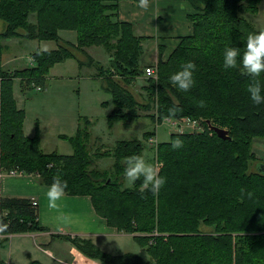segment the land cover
Here are the masks:
<instances>
[{"label": "trees", "instance_id": "1", "mask_svg": "<svg viewBox=\"0 0 264 264\" xmlns=\"http://www.w3.org/2000/svg\"><path fill=\"white\" fill-rule=\"evenodd\" d=\"M117 1L0 0L4 24L0 42L22 37L56 43L54 49H35L29 67L7 72L0 64V172L32 175L50 186L59 170L68 182L65 194L88 196L94 213L107 226L130 234L143 249L139 254H112L89 238L60 235L99 264H264V163L250 170L249 162L251 138H264V104L257 106L250 100L246 88L252 78L243 69L223 68L224 49L240 47L242 56L248 34L259 31L245 16L256 13L258 0H189L194 10L187 15L191 32L178 38L165 59L157 54L151 65L155 78L144 77V107H152L153 113L148 114L152 121L166 117L175 105L182 111L174 118L198 117L202 126L201 131L171 133L153 149L159 174L166 177L157 195L142 191V178L125 185V158L140 155L143 141L116 139L106 149L90 151V121L85 116L67 137L72 148L69 154L43 152L36 134H22L23 111L14 105L12 79L19 77L20 85L44 81L48 68L70 57L73 50L105 74L84 52L93 45L110 57L108 77L115 75L108 85L113 108L106 121L125 125L138 117L135 105H139L126 86L144 73L138 65L143 37L134 34L130 23L118 20ZM60 29L73 30L74 42L62 41ZM1 51L0 43V59ZM189 61L197 67L195 86L184 93L169 77ZM259 79L264 84V73ZM200 100L205 102L202 108L197 107ZM205 120L226 130L228 138L216 136ZM152 134L151 129L142 136ZM177 136L184 146L173 150L171 141ZM100 158L109 162L98 167L94 163ZM241 189L253 193L252 197L245 194L242 198ZM0 221L9 225L3 236L46 230L37 222L34 201L25 197L0 196ZM25 264L43 263L30 259Z\"/></svg>", "mask_w": 264, "mask_h": 264}, {"label": "rangeland", "instance_id": "2", "mask_svg": "<svg viewBox=\"0 0 264 264\" xmlns=\"http://www.w3.org/2000/svg\"><path fill=\"white\" fill-rule=\"evenodd\" d=\"M257 11L253 15L245 14L252 22L257 30L264 29V0L257 1ZM32 20V17H29ZM4 24L0 20V32L3 30ZM60 37L68 34H74L73 30L60 29L57 31ZM10 43L3 47L1 51L2 61H7L5 67H14V69L3 68L7 72H12L17 68L29 67L23 63V59L28 57L37 46H43L48 41L53 44V40H34L22 37H10ZM85 54L93 56L96 63L100 64L105 74L99 73L94 62L89 63V59L80 56V52L73 50L75 56L83 58L77 63L74 58L68 57L62 61L54 63L48 68L44 81H37L32 84L20 85L19 77H15L11 81V94L14 105L17 109L23 111L21 122V132L24 135H37L38 145L43 152L55 151L57 153L69 154L72 152L71 145L67 141V137L71 136L75 130L73 127L82 123V117L85 116L90 121L88 130L90 132V140L88 149L90 151L97 147L101 149L111 146L116 139H130L143 141V148L140 155H146L149 162L154 161L155 155L153 149L160 141L168 140L171 133H191L193 128H201L200 118L189 119L186 116L172 118L166 120H151L148 114L153 113L152 107H144L147 103L145 98L146 92L144 86L147 84L144 77L140 75L134 79L127 81L131 84L130 93L139 106L135 105V112L138 114L136 119H131L125 125L120 121H106V115L113 108L111 96L108 92L109 82L112 77H108L107 69L110 67L106 61V53L102 47H85ZM31 59L33 57L30 56ZM106 61V62H105ZM29 62V60H28ZM22 63V64H21ZM31 66V65H30ZM153 75L155 78V67H153ZM110 71L112 72L111 68ZM106 75V77H105ZM22 78V77H21ZM22 80V79H21ZM40 89H36V86ZM193 124H190L193 121ZM174 121V123L172 122ZM110 125V126H109ZM153 130V134L147 138L142 133ZM63 136V137H62ZM100 149V150H101ZM155 151V149H154ZM250 170H255V162L264 163V138L252 137L250 141ZM255 160V162H253ZM109 162V158H100L96 161V166L104 167ZM127 185V182L125 183ZM206 231L205 227L201 228ZM99 249L105 252H143V249L136 244L131 235H118L113 237H100L98 240ZM98 263V262H97Z\"/></svg>", "mask_w": 264, "mask_h": 264}, {"label": "crops", "instance_id": "3", "mask_svg": "<svg viewBox=\"0 0 264 264\" xmlns=\"http://www.w3.org/2000/svg\"><path fill=\"white\" fill-rule=\"evenodd\" d=\"M138 4L139 1L118 0L116 13L118 20L130 23L134 34L143 37L140 42L142 49L138 58V65L143 70L145 66L155 64L158 53H160L161 59H165L177 43L178 38L191 32V23L187 19V15L194 10L189 0H149V7L146 11L139 8ZM182 4L185 5L183 9L180 7ZM59 38L70 43L75 40L74 34H68L65 37L59 36ZM10 41L9 38L2 39L3 47L6 48ZM50 43L48 41L35 49L56 48L55 42ZM158 47H161L160 52ZM31 53L23 59V63L29 66L33 65V59H29ZM93 54L95 53L89 56L91 57ZM81 55L83 54L81 53ZM70 57L74 58L76 62L83 59L73 53ZM109 58L106 55V61ZM8 62V59L2 61V64L0 61L1 67L14 69V67L4 66ZM23 66L21 68H24ZM140 76L145 77V74L142 73ZM131 85L132 82L126 86L129 92ZM36 87L40 89L38 85ZM48 188L49 186L40 184L32 175L0 172V196L32 199L36 206L37 222L46 229L38 232L0 235V262L2 264H25L30 259H36L43 264H99L83 256L72 246L70 241L60 235L75 234L86 237L97 247L98 240L102 236L116 238L118 235H130L107 226L105 220L94 213L86 195L65 194L57 201L58 210L49 209L46 195ZM62 214L70 217V220L68 222L62 221L60 219ZM50 234L55 236L51 237ZM115 253L118 252L112 254Z\"/></svg>", "mask_w": 264, "mask_h": 264}, {"label": "clouds", "instance_id": "4", "mask_svg": "<svg viewBox=\"0 0 264 264\" xmlns=\"http://www.w3.org/2000/svg\"><path fill=\"white\" fill-rule=\"evenodd\" d=\"M138 7L146 11L149 7V0H139ZM180 7L183 9L185 5L182 4ZM238 57H240L239 62ZM29 59L31 60V57ZM223 68L225 70L243 69L252 78L246 88L250 100L257 106L264 104V84L259 79L261 73H264V29L248 34L242 56L240 47H226L223 55ZM196 70L197 67L194 62H186L181 65L179 71L169 77L170 83L176 86L179 91L188 93L195 86L194 72ZM204 106L205 102L203 100L197 102V107L202 108ZM181 111L182 109L174 105L167 110L165 119L171 120ZM183 146L184 142L179 136L171 141L173 150H178ZM159 173L160 166L157 163L149 162L146 155L134 154L125 158L124 179L129 186L134 185L137 180L142 178V191H151L155 196L166 184V177L161 176ZM67 187V180L62 178V173L58 170L46 193L49 209L58 210L57 201L65 195ZM245 194L248 198L253 195V193H245L244 189H241L242 198ZM60 219L68 222L70 217L62 214ZM8 228V224L0 221V234L7 232Z\"/></svg>", "mask_w": 264, "mask_h": 264}, {"label": "water", "instance_id": "5", "mask_svg": "<svg viewBox=\"0 0 264 264\" xmlns=\"http://www.w3.org/2000/svg\"><path fill=\"white\" fill-rule=\"evenodd\" d=\"M205 123L207 124V127L216 134L221 139L228 138L226 130L219 128L217 126L211 125L208 120H205ZM262 164H255V166H259Z\"/></svg>", "mask_w": 264, "mask_h": 264}, {"label": "built area", "instance_id": "6", "mask_svg": "<svg viewBox=\"0 0 264 264\" xmlns=\"http://www.w3.org/2000/svg\"><path fill=\"white\" fill-rule=\"evenodd\" d=\"M153 70L154 68L149 65V66H145L143 71L146 77H151L153 75ZM36 89H39L38 87H36ZM174 123V121H172ZM194 120L190 122V124H193ZM201 126V125H200ZM202 130V126L201 128H193V131H201Z\"/></svg>", "mask_w": 264, "mask_h": 264}]
</instances>
